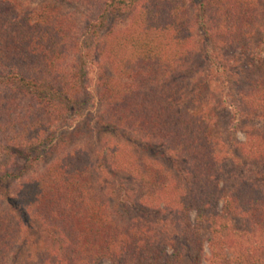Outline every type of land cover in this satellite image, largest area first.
I'll use <instances>...</instances> for the list:
<instances>
[{
    "label": "trees",
    "instance_id": "1",
    "mask_svg": "<svg viewBox=\"0 0 264 264\" xmlns=\"http://www.w3.org/2000/svg\"><path fill=\"white\" fill-rule=\"evenodd\" d=\"M71 1L97 10L88 32L82 34L74 16L50 7L32 10L23 0H0V264H8L14 245L15 214L26 224L41 223L60 242L58 250L24 264L119 258L138 264L157 239L148 224L120 225L109 218L95 193L94 166L81 149L70 148L69 125L83 113L87 59L97 63L106 119L167 146L190 168L195 188L187 190L159 164L108 147L115 171L135 186L136 201L161 205L178 218L185 236L195 229L189 216L194 213L200 226L221 200L222 214L244 216L264 233V185L227 195L219 189L210 120L178 111L182 88L174 81L194 74V19L207 38L247 47L264 0ZM87 35L94 39L90 46ZM244 101L250 116L264 111V76ZM245 147L251 164L264 169V138L249 132ZM49 156L53 162L37 172ZM256 175L264 180V172Z\"/></svg>",
    "mask_w": 264,
    "mask_h": 264
},
{
    "label": "rangeland",
    "instance_id": "2",
    "mask_svg": "<svg viewBox=\"0 0 264 264\" xmlns=\"http://www.w3.org/2000/svg\"><path fill=\"white\" fill-rule=\"evenodd\" d=\"M23 4L27 9L50 7L74 16L82 34L88 32L97 16L96 9L81 7L71 0H23ZM261 13L247 47L228 46L207 38L194 19V74L174 79L182 88L178 111L199 118L206 115L210 120L214 154L219 161L215 178L225 195L238 187L264 185V180L256 175L264 169L253 166L245 153L247 133L264 138V111L250 116L243 102L252 83L264 76V12ZM87 38L90 46L94 39L89 35ZM87 62L90 65L85 78L83 113L69 125V137L74 140L70 148L81 149L94 166L95 193L102 198L101 203L114 223H145L157 231L156 241L146 246L138 264H254L257 260L264 264V233L256 230L244 216L222 214V200L200 226L194 221V213L189 216L191 227L195 228L192 236L182 234L178 218L161 205L154 207L135 200V186L130 178L115 171L106 151L108 147H124L139 159L159 164L187 190L195 188L190 168L167 146L143 140L106 119L97 89V63H91L92 59ZM53 160V156L47 157L37 172ZM14 190L15 185L10 186L11 195ZM15 217L16 233L8 264L37 262L47 251L59 249V240L44 225L34 220L26 224L16 214ZM98 264L126 262L123 258L114 262L104 259Z\"/></svg>",
    "mask_w": 264,
    "mask_h": 264
}]
</instances>
